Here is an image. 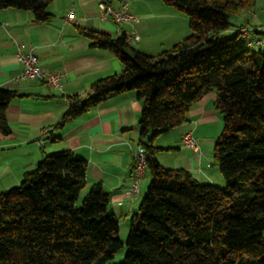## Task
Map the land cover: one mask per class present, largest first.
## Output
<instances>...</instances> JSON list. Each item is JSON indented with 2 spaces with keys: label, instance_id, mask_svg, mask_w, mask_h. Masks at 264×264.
I'll return each instance as SVG.
<instances>
[{
  "label": "trees",
  "instance_id": "trees-1",
  "mask_svg": "<svg viewBox=\"0 0 264 264\" xmlns=\"http://www.w3.org/2000/svg\"><path fill=\"white\" fill-rule=\"evenodd\" d=\"M161 1L184 12L189 34L156 55L131 47L125 32L80 30L124 68L94 81L85 95L71 96L56 126L113 93L131 90L142 99L138 145L146 151L150 180L129 218L117 264H264V44L242 38L245 25L227 32L235 27L232 14L256 0ZM50 2L0 0V10H29L41 24L53 18ZM210 92L221 117L213 158L222 185L163 167L153 143L186 122L191 105ZM15 95L0 87L3 134L10 132L6 108ZM86 167L74 151H53L0 191V264H111L123 246L119 223L100 182L83 193Z\"/></svg>",
  "mask_w": 264,
  "mask_h": 264
},
{
  "label": "crops",
  "instance_id": "crops-1",
  "mask_svg": "<svg viewBox=\"0 0 264 264\" xmlns=\"http://www.w3.org/2000/svg\"><path fill=\"white\" fill-rule=\"evenodd\" d=\"M98 0H51V21L38 24L29 10H0V87L15 91L6 108L8 134L0 132V191L17 185L23 173L47 153L71 150L86 159V191L100 182L110 200V211L121 223L130 216L146 192L149 178L146 171L137 194L130 192L133 154L138 145V119L142 99L134 91L113 93L98 105L56 126L73 95H85L90 85L105 76L119 73L123 63L110 50L90 45L81 29H93L117 36V30L128 32L129 25L118 27L111 20L97 17ZM118 6L121 1L137 17L138 41L129 45L144 53L156 55L170 48L189 34L184 12L161 0H107ZM264 0H256L250 9L232 14L235 24L249 30L250 39L264 44L258 31L264 23L257 12ZM72 11L74 22L64 23ZM249 18V19H248ZM254 20V21H253ZM19 44L31 48L40 66L61 74L62 90L40 80L16 79L22 64L16 60ZM253 48H255L253 46ZM215 93L210 92L191 105L187 121L155 136V156L166 168L183 169L202 183L223 184L213 158V146L221 131V117L214 109ZM190 132L196 142L191 149L181 142ZM153 133L151 129L149 136Z\"/></svg>",
  "mask_w": 264,
  "mask_h": 264
},
{
  "label": "built area",
  "instance_id": "built-area-1",
  "mask_svg": "<svg viewBox=\"0 0 264 264\" xmlns=\"http://www.w3.org/2000/svg\"><path fill=\"white\" fill-rule=\"evenodd\" d=\"M97 17L100 20H111L118 27L121 25H129L130 30L125 32L126 42H134L140 39L139 33L135 27L138 22L137 17L131 14L128 10V4L125 1H121L118 6L111 5L107 0L97 1ZM64 23L74 22L72 17V11L63 20ZM249 30L247 27H242L240 29V35L242 38L249 36ZM264 30V27H261ZM123 32L118 29L117 36L121 35ZM23 44H19L17 47V52L15 54L16 60L22 64V71L16 78L24 80H40L47 83L50 87L62 90L61 74L58 71H47L41 68L38 57L33 53L31 48L26 50ZM181 142L184 146L191 149L196 148V142L192 137L190 132H186L182 138ZM146 169V151L138 146L133 154V164L131 170V187L130 192L132 194L138 193L139 182L142 179Z\"/></svg>",
  "mask_w": 264,
  "mask_h": 264
},
{
  "label": "rangeland",
  "instance_id": "rangeland-1",
  "mask_svg": "<svg viewBox=\"0 0 264 264\" xmlns=\"http://www.w3.org/2000/svg\"><path fill=\"white\" fill-rule=\"evenodd\" d=\"M257 16H258V18H260L259 21L261 23H264V7H261V9L257 12ZM215 164H217V163H215ZM145 176H146V178L150 177L149 173H146ZM84 192L85 191H83V193ZM127 232H128V223H126V224L121 223V225L119 227V235L118 236L121 239L123 246L115 253L113 259H111V261H110L111 264H117V263L122 261L124 255H125V239H126Z\"/></svg>",
  "mask_w": 264,
  "mask_h": 264
}]
</instances>
